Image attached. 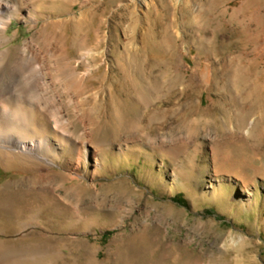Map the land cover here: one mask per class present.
I'll list each match as a JSON object with an SVG mask.
<instances>
[{
    "label": "rangeland",
    "instance_id": "374dc122",
    "mask_svg": "<svg viewBox=\"0 0 264 264\" xmlns=\"http://www.w3.org/2000/svg\"><path fill=\"white\" fill-rule=\"evenodd\" d=\"M70 2L31 0L38 23L23 6L0 30L11 61L64 45L74 122L62 166L0 158V240L44 264H264V0Z\"/></svg>",
    "mask_w": 264,
    "mask_h": 264
},
{
    "label": "bare ground",
    "instance_id": "6f19581e",
    "mask_svg": "<svg viewBox=\"0 0 264 264\" xmlns=\"http://www.w3.org/2000/svg\"><path fill=\"white\" fill-rule=\"evenodd\" d=\"M63 1L71 3L70 0ZM23 6L27 9L24 20L30 17L36 23L40 21L31 15V0H0V30L7 29L12 21L13 15L7 14L19 12ZM62 22V18L55 21ZM46 40L42 44L34 39L27 40L15 61L10 60V50L0 51V158L3 166L17 175H24L32 169L31 164L17 162L18 156L62 166L66 161L63 151L70 142L74 125L68 118L69 107L63 99L64 93L56 90L62 79L56 80L50 60L52 53L61 51L58 56L65 54L64 45L54 47ZM90 55L95 56L87 53L82 58L88 59ZM85 144L89 145V142ZM73 145L76 143L73 142L71 147ZM84 151L88 158H97L94 147ZM42 177L48 179L51 176ZM6 199L9 195L0 197V200ZM34 225L32 219L24 220L20 230L27 233ZM29 235H23V238ZM35 247L30 245L23 249L5 245L0 240V264H44L42 258L46 252ZM98 260L93 259L91 264H101Z\"/></svg>",
    "mask_w": 264,
    "mask_h": 264
}]
</instances>
